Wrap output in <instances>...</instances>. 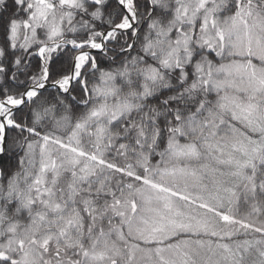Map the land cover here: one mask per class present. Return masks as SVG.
<instances>
[{
    "label": "snow or ice",
    "instance_id": "snow-or-ice-1",
    "mask_svg": "<svg viewBox=\"0 0 264 264\" xmlns=\"http://www.w3.org/2000/svg\"><path fill=\"white\" fill-rule=\"evenodd\" d=\"M0 264H264V0H0Z\"/></svg>",
    "mask_w": 264,
    "mask_h": 264
}]
</instances>
